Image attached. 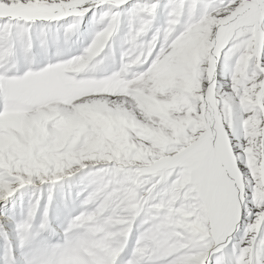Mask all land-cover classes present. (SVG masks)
Instances as JSON below:
<instances>
[{
  "label": "snow or ice",
  "instance_id": "6c2138e0",
  "mask_svg": "<svg viewBox=\"0 0 264 264\" xmlns=\"http://www.w3.org/2000/svg\"><path fill=\"white\" fill-rule=\"evenodd\" d=\"M0 264H264V0H0Z\"/></svg>",
  "mask_w": 264,
  "mask_h": 264
}]
</instances>
